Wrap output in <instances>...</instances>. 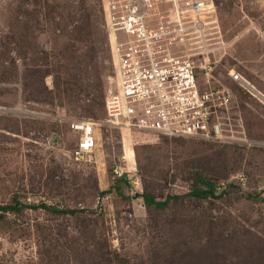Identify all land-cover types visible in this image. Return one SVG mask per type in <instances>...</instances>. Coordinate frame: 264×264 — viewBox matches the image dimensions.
<instances>
[{
	"label": "rangeland",
	"instance_id": "obj_1",
	"mask_svg": "<svg viewBox=\"0 0 264 264\" xmlns=\"http://www.w3.org/2000/svg\"><path fill=\"white\" fill-rule=\"evenodd\" d=\"M106 2L0 0V205L16 197L83 210L5 215L0 264H184L180 257L192 255L205 264H264V147L254 146L264 142V107L228 77L234 70L264 93V0H212L204 19L212 51L200 78L233 91L223 129L251 146L105 125ZM72 119L102 123L85 161L71 157ZM198 176L221 197L184 199L162 212L139 197L187 194Z\"/></svg>",
	"mask_w": 264,
	"mask_h": 264
},
{
	"label": "built area",
	"instance_id": "obj_2",
	"mask_svg": "<svg viewBox=\"0 0 264 264\" xmlns=\"http://www.w3.org/2000/svg\"><path fill=\"white\" fill-rule=\"evenodd\" d=\"M106 1L112 74L105 80L104 124L155 137L251 146L244 138L226 136L223 129L222 117L233 108V91L200 78L208 65L204 56L212 51L204 21L214 12L212 0ZM228 77L264 107V93L234 70ZM101 125L70 121V132L78 136L74 161H85L95 152ZM254 146L264 147V142ZM124 173L120 167L114 170L120 179Z\"/></svg>",
	"mask_w": 264,
	"mask_h": 264
},
{
	"label": "trees",
	"instance_id": "obj_3",
	"mask_svg": "<svg viewBox=\"0 0 264 264\" xmlns=\"http://www.w3.org/2000/svg\"><path fill=\"white\" fill-rule=\"evenodd\" d=\"M122 179V178H121ZM124 179V178H123ZM107 192H100L98 194V197L104 196ZM224 194V192H222ZM139 197L143 200L144 207L149 211H155V212H162L169 208L171 205H175L180 201H183L184 199H194V200H208L210 198L212 199H218L221 197V193L219 195H216L215 193V185L210 182V180L205 179L204 177L198 176L196 178V186L187 194L184 195H168L165 198H157L154 197L151 194L148 193H143L140 194ZM262 203L264 204V198H262ZM44 210L49 213H52L54 215H76L77 213H82L83 210H71V209H58L53 206H47L43 203L40 204H25L21 203L17 200L16 197H13L11 202L6 205H0V220L2 217H4L7 214H14V215H19L23 210ZM102 250V252H101ZM78 249H76L75 252H77ZM107 252V248L104 247L102 249H99V253L103 256L102 258L109 259L108 257L105 256V253ZM109 252L107 253L108 256ZM81 255L80 253L76 256L75 262L78 261L77 258H79ZM117 258L116 256H114ZM184 256L180 257L182 259V262L184 264H205L202 262H198L197 256H191L189 260H187ZM195 258V261H192V259ZM203 257L198 256V259H202ZM180 259V260H181ZM204 259V258H203ZM51 260V258L49 259ZM207 261L206 259H204ZM109 261V260H108ZM214 264H217L216 261L212 262ZM224 264V263H223Z\"/></svg>",
	"mask_w": 264,
	"mask_h": 264
}]
</instances>
